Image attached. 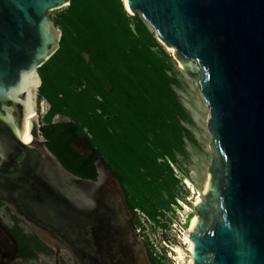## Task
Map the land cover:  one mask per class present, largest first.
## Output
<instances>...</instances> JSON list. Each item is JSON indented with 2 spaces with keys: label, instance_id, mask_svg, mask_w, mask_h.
Here are the masks:
<instances>
[{
  "label": "water",
  "instance_id": "95a60500",
  "mask_svg": "<svg viewBox=\"0 0 264 264\" xmlns=\"http://www.w3.org/2000/svg\"><path fill=\"white\" fill-rule=\"evenodd\" d=\"M70 4L0 0V202L55 259L153 264L120 179L101 160L96 180L73 174L40 132L39 69L62 37L50 12ZM125 9L174 48L210 111L208 184L188 228L194 264H264V0H127ZM32 98L36 115L26 112ZM1 220L9 264L19 247Z\"/></svg>",
  "mask_w": 264,
  "mask_h": 264
},
{
  "label": "trees",
  "instance_id": "16d2710c",
  "mask_svg": "<svg viewBox=\"0 0 264 264\" xmlns=\"http://www.w3.org/2000/svg\"><path fill=\"white\" fill-rule=\"evenodd\" d=\"M123 3L71 0L53 20L62 37L39 69V101L49 104L40 132L61 164L81 178L96 180L101 160L120 179L130 209L155 220L170 205L160 193L162 173L179 182L171 164L182 151L183 107L169 74L171 55ZM58 115L68 119L54 121ZM13 233L25 258L37 256L33 246L50 250L35 234L19 227Z\"/></svg>",
  "mask_w": 264,
  "mask_h": 264
},
{
  "label": "rangeland",
  "instance_id": "374dc122",
  "mask_svg": "<svg viewBox=\"0 0 264 264\" xmlns=\"http://www.w3.org/2000/svg\"><path fill=\"white\" fill-rule=\"evenodd\" d=\"M65 8L51 11L50 18L52 20L56 19ZM150 30L155 33V31L151 28ZM165 50L172 57V66L169 74L174 79L173 89L181 106L183 107V113L180 117V125L178 127L181 132L182 140L179 141V144L181 145L182 151L175 152L174 162L171 164L174 175L179 179V182H174L164 172L161 175L160 180H162L163 188L160 193L165 200L170 202L169 207L165 208L164 215L161 216L162 224L154 222L152 219L149 222L145 216L147 214L144 213L142 209L140 210L145 215L141 213L139 216L143 225V235L149 240L153 253L156 252L162 254L160 258H157L158 261L162 264H176L174 256L171 254L170 246L180 245L184 249L186 248L182 245L181 241V235L185 227L183 225L180 211L184 212L185 206L192 208L191 199L193 194L192 190L186 183V179H190L196 190L201 194L203 193L205 183L209 177L208 169L212 161V154L210 151L212 136L210 134L207 137L206 132H210L209 128L208 126L207 128L202 126L203 108L201 102L202 100L200 99L202 93L197 83L192 81L181 70L173 54L168 51L169 49L165 48ZM48 109L49 104L45 100L39 101L37 116L40 123L43 121ZM67 119L68 118L65 115H58L53 120L65 121ZM159 162L161 163V160H159ZM172 196L174 197L172 198ZM202 199H204V195L202 196ZM172 202L176 204L173 207L171 206ZM170 206L172 209H170ZM0 217L7 227L13 226L8 215L4 214L2 210H0ZM164 224L167 226L163 227L162 225ZM18 227L31 234V230L27 225L20 223ZM57 263L73 264V261L67 252H61L59 262H57L55 257L52 255H50V257H46L37 253V256L33 260L25 261L22 264Z\"/></svg>",
  "mask_w": 264,
  "mask_h": 264
},
{
  "label": "bare ground",
  "instance_id": "6f19581e",
  "mask_svg": "<svg viewBox=\"0 0 264 264\" xmlns=\"http://www.w3.org/2000/svg\"><path fill=\"white\" fill-rule=\"evenodd\" d=\"M123 2H124L125 7L127 8V0H123ZM168 49H169L168 51L171 54L174 53V48H168ZM202 97H203V94L200 96V99L202 100L201 102H202V108H203L202 126L204 128L205 127L207 128L208 121L210 119V111H209L208 105H207L204 97L203 98ZM203 99H204V101H203ZM26 112L29 115H36L35 109H34L33 98L27 103ZM206 131H207V129H206ZM210 134H211L210 132H206L207 137ZM186 183L190 187V189L192 190V194H193V197L191 199L192 208L185 206V209H184L185 211L184 212L180 211V215L182 216L181 218L183 220V225L185 227L184 231L182 232V235H181V241H182V245H184L186 248L184 249L180 245H171L170 246V251H171V254L174 256V260H175L176 264H194V259H193V255H192L193 243L190 240V238L188 237L190 234L188 228H189V224H190L192 218L194 216L196 218H198V215L196 214V212L194 210V206L200 200H202V196L205 195L207 184H208V179L205 183L204 190H203L202 194L196 190V188L194 187V185L190 179L187 178Z\"/></svg>",
  "mask_w": 264,
  "mask_h": 264
},
{
  "label": "flooded vegetation",
  "instance_id": "af4514ba",
  "mask_svg": "<svg viewBox=\"0 0 264 264\" xmlns=\"http://www.w3.org/2000/svg\"><path fill=\"white\" fill-rule=\"evenodd\" d=\"M130 208V207H129ZM0 210H2V212L4 213V214H6V215H8V217H9V219H10V221L12 222V224H13V226L12 227H9L8 226V229H9V231H10V233L14 236V233H13V231H14V228H16V227H18V225L20 224V223H23V224H25L24 222H22L21 220H19V219H17V218H15L11 213H10V211H9V209H8V207L6 206V204L5 203H2V202H0ZM131 210V209H130ZM131 212H132V222H133V224H134V226H135V228H136V230H137V232H138V234H139V236L145 241V243H146V245H147V248H148V253H149V255H151L153 258L155 257L154 256V254H153V251H152V248H151V246H150V244H149V240L148 239H146L145 238V236L143 235V232L144 231H142V227H143V225H142V223H141V218H140V216H139V214H144L140 209H135V210H131ZM160 213H159V215L156 217V219L154 220V219H152V217L149 215V217H148V215H145L146 216V218H147V220H149V222L151 221V219L154 221V222H157V223H159V224H162L161 223V216L162 215H164V213H165V210H161V211H159ZM163 212V213H162ZM1 218V217H0ZM17 219V220H16ZM1 220V219H0ZM1 222H4L3 220H1ZM5 224V223H4ZM26 225V224H25ZM7 226V225H6ZM29 227V226H28ZM29 229L31 230V234L30 235H34V233H33V231H32V229L29 227ZM25 234H29V233H27L26 231H23ZM15 238V237H14ZM17 241V240H16ZM18 243V242H17ZM19 247V246H18ZM33 248L35 249V251L37 252V253H39V254H41V255H44V256H46V257H50V253H51V251L50 250H44V249H37V247H35V246H33ZM61 254V253H60ZM60 254H55L56 255V261L57 262H59L60 261ZM30 260H33L32 258H25L24 256H21V255H19V259L18 260H15V261H13V262H11V263H9V264H21V263H23V262H25V261H30ZM1 262H2V256H1V254H0V264H1ZM58 264V263H57Z\"/></svg>",
  "mask_w": 264,
  "mask_h": 264
},
{
  "label": "built area",
  "instance_id": "2783aa9c",
  "mask_svg": "<svg viewBox=\"0 0 264 264\" xmlns=\"http://www.w3.org/2000/svg\"><path fill=\"white\" fill-rule=\"evenodd\" d=\"M153 254H154V256H155L156 258H160V257L162 256V254H160V253H156V252H154Z\"/></svg>",
  "mask_w": 264,
  "mask_h": 264
}]
</instances>
